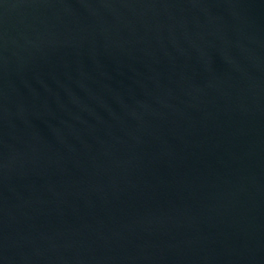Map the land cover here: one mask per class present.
<instances>
[{
  "label": "water",
  "instance_id": "1",
  "mask_svg": "<svg viewBox=\"0 0 264 264\" xmlns=\"http://www.w3.org/2000/svg\"><path fill=\"white\" fill-rule=\"evenodd\" d=\"M0 264H264V0H0Z\"/></svg>",
  "mask_w": 264,
  "mask_h": 264
}]
</instances>
